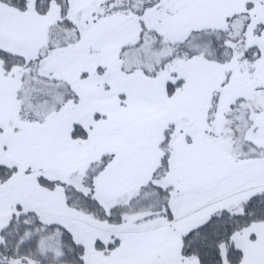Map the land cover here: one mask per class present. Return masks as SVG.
<instances>
[{"label": "snow or ice", "instance_id": "6c2138e0", "mask_svg": "<svg viewBox=\"0 0 264 264\" xmlns=\"http://www.w3.org/2000/svg\"><path fill=\"white\" fill-rule=\"evenodd\" d=\"M0 264H264V0H0Z\"/></svg>", "mask_w": 264, "mask_h": 264}]
</instances>
